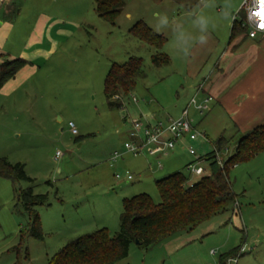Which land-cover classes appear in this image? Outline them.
<instances>
[{
	"label": "rangeland",
	"instance_id": "obj_1",
	"mask_svg": "<svg viewBox=\"0 0 264 264\" xmlns=\"http://www.w3.org/2000/svg\"><path fill=\"white\" fill-rule=\"evenodd\" d=\"M9 1L17 10L8 19L13 27L5 45L17 54L26 53V57H17L29 64L0 90V155L10 163H22L28 178L14 182L0 176V264H49L55 253L81 235L99 228L115 235L125 198L147 193L159 203L156 180L178 170L188 177L187 185L196 181L201 176L189 173L186 164L200 163L209 172V162L199 158L216 149L220 138L225 142L217 148L219 157L225 161L234 152L245 132L237 131L212 101L203 114L193 105L188 107L199 136L177 142L167 155L158 157L147 151L135 155L125 152L124 143L134 119L176 118L193 97L203 100L201 88H207L227 45L233 13L244 0H123V10L114 23L98 16L94 0ZM207 3L210 6L205 8ZM200 12L215 24L209 28L208 43L196 44L187 58L175 55L171 26L158 28L155 14H166L170 24L183 23L198 34L191 21ZM41 13L51 18L50 41L43 45L51 51L34 55L29 38ZM139 20L166 37L161 49L130 33ZM162 52L169 61L155 65L152 55ZM130 56L142 58L144 75L121 97V107H111L104 91L106 75L113 63H124ZM70 123L77 134L71 132ZM115 150L124 154L112 160ZM57 151L61 152L58 158ZM127 171L133 175L130 181L125 178ZM117 173L123 177L116 178ZM229 177L238 203L194 229L204 234L197 244L204 260H218L222 241L233 243L240 234L241 243L249 228L251 237H256L259 227L264 228V216H258V211H264V150L233 165ZM28 188L47 194V203L35 207L42 239L22 233L30 216L18 197ZM147 249L133 242L129 257L119 264H142ZM237 264H264V242L262 246L247 243Z\"/></svg>",
	"mask_w": 264,
	"mask_h": 264
},
{
	"label": "trees",
	"instance_id": "obj_2",
	"mask_svg": "<svg viewBox=\"0 0 264 264\" xmlns=\"http://www.w3.org/2000/svg\"><path fill=\"white\" fill-rule=\"evenodd\" d=\"M94 4L98 16L110 23L115 22L124 7L123 0H94ZM130 33L156 49H161L166 42L163 34L157 33L143 20L135 22ZM244 33L246 29L241 26L240 21L233 20L230 42ZM151 59L155 65L169 61L164 52L153 54ZM28 64L26 59L20 57L0 63V89ZM143 75L141 57L130 56L124 63H113L104 82L109 106L121 107V97L132 91ZM224 142L223 138L218 139L216 149L221 148ZM263 150L264 123L256 125L240 137L234 152L225 159L223 167L219 164L214 149L199 158L209 162L210 174L201 176L192 185L186 184L188 177L181 170L157 179L156 186L161 197L159 203L154 202L147 193L125 198L119 229L115 235H110L107 228L81 235L55 253L49 264H119L129 257L133 242L138 241L140 248H149L178 232L195 229L213 216L232 206L234 208L238 202L232 191L229 170L238 162L248 160ZM0 176L11 178L14 182L28 178L22 163H10L1 155ZM18 200L30 216V222L22 229V233L42 239L44 233L35 207L47 203V194H36L28 188L21 190ZM240 248L239 245L221 253L218 257L220 264H227V259L236 256Z\"/></svg>",
	"mask_w": 264,
	"mask_h": 264
},
{
	"label": "crops",
	"instance_id": "obj_3",
	"mask_svg": "<svg viewBox=\"0 0 264 264\" xmlns=\"http://www.w3.org/2000/svg\"><path fill=\"white\" fill-rule=\"evenodd\" d=\"M16 10L11 1L4 0L0 2V63L8 59L18 58L17 55L26 57V53L23 51L17 54L16 50L5 45L13 27L8 19ZM51 28L53 26L51 25L50 16L41 13L29 38L31 39L29 45L32 46L34 55L51 51L50 46L48 49L43 46L45 41L48 43L50 41ZM26 68L27 65L19 72L26 70ZM11 79L1 89L5 88L7 84H12L11 82L14 81H10ZM207 83V88H201L202 92H204V95H210L212 102L219 104L220 108L234 123L237 131L247 133L256 125L264 123V37L250 38L244 33L230 42L229 34L227 45L218 58L215 69L209 76ZM180 113L181 109L178 111L179 115ZM261 209H264V205ZM237 212L234 209L232 213L235 220L237 216L234 214H237ZM260 212L264 211H258V216H264V213L260 214ZM239 213L242 215V221L247 224V220L243 217L241 211ZM236 223L240 225L239 220ZM249 229L246 231V239H243L241 243L239 242L240 234L233 243H229L228 240L222 241L220 244L223 250L222 253L239 245L241 248H245L250 241L262 246L264 228H258L256 237L253 235L251 237ZM193 230L178 232L149 247L142 264H220L219 258L217 261L210 259V257L209 260L201 258L200 248L197 244L202 243H199L198 239H201L204 234ZM212 250L215 249H210V252ZM215 253L211 252V254ZM205 254L207 253L205 252ZM242 254L243 252L240 255Z\"/></svg>",
	"mask_w": 264,
	"mask_h": 264
},
{
	"label": "built area",
	"instance_id": "obj_4",
	"mask_svg": "<svg viewBox=\"0 0 264 264\" xmlns=\"http://www.w3.org/2000/svg\"><path fill=\"white\" fill-rule=\"evenodd\" d=\"M241 11H244V13L241 15V19L237 20ZM233 20L240 21L241 26L246 29L248 37H264V0H244L240 9L233 13ZM133 100L136 102L137 98L134 96ZM211 101L212 97L210 95H205L200 102L196 100V97H193L188 106L185 107L176 118L169 117L154 122L148 118L134 119L129 133L130 137L124 143L125 152H130L136 155L143 151H147L150 155L160 157L173 151L177 142L195 140L199 136V132L193 125V120L189 115L188 107L193 105L200 114H203L205 110L209 108ZM70 127L71 132L77 134V129L73 123H70ZM188 150L190 154L195 155V150L191 146L188 147ZM215 150L217 160L223 167L224 159L220 158L218 155L219 151L217 149ZM60 154L61 152L57 151L56 158H58ZM123 154V151L115 150L112 155V160L118 159L123 156ZM158 163L161 167L160 161ZM187 170L189 173L200 176L210 174V170L207 172V168L196 162H190L187 166ZM115 176L118 179L123 177V175L119 173ZM125 178L130 181L133 179V175L127 171L125 173ZM192 184L193 182L189 185ZM243 250L244 248H241L236 256L229 257L227 259V264H237V257L240 256ZM211 252L215 253V250H212Z\"/></svg>",
	"mask_w": 264,
	"mask_h": 264
},
{
	"label": "clouds",
	"instance_id": "obj_5",
	"mask_svg": "<svg viewBox=\"0 0 264 264\" xmlns=\"http://www.w3.org/2000/svg\"><path fill=\"white\" fill-rule=\"evenodd\" d=\"M210 5L207 3L205 8ZM157 17V27L160 29L168 28L171 26L172 40L171 48L175 55L187 58L190 55L191 49L196 45H205L209 40V28H215V24H212L210 18L203 12L194 15V19L191 21V26L196 30L198 34H194L183 23L175 22L170 24V20L166 14H155ZM225 18L228 17V13H225Z\"/></svg>",
	"mask_w": 264,
	"mask_h": 264
},
{
	"label": "water",
	"instance_id": "obj_6",
	"mask_svg": "<svg viewBox=\"0 0 264 264\" xmlns=\"http://www.w3.org/2000/svg\"><path fill=\"white\" fill-rule=\"evenodd\" d=\"M136 243H138V241H136Z\"/></svg>",
	"mask_w": 264,
	"mask_h": 264
}]
</instances>
